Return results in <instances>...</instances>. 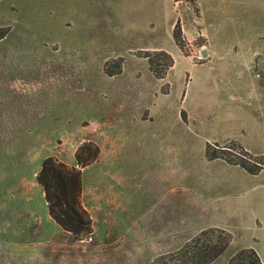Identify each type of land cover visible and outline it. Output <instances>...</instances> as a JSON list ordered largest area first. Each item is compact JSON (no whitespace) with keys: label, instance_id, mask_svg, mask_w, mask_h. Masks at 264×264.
<instances>
[{"label":"rangeland","instance_id":"obj_1","mask_svg":"<svg viewBox=\"0 0 264 264\" xmlns=\"http://www.w3.org/2000/svg\"><path fill=\"white\" fill-rule=\"evenodd\" d=\"M177 1L157 14L139 0L0 1V179L29 183L46 157L75 165L76 152L93 159L98 149L80 169L92 235L55 238L37 264H151L204 222L189 206L195 195L173 186L195 189L206 142L231 139L264 156V57H255L264 54V0ZM200 16L213 48L196 35L183 53L173 23L191 32ZM152 50L174 60L164 80L149 71ZM119 57L121 74L108 77ZM231 236L212 264L240 249Z\"/></svg>","mask_w":264,"mask_h":264},{"label":"crops","instance_id":"obj_2","mask_svg":"<svg viewBox=\"0 0 264 264\" xmlns=\"http://www.w3.org/2000/svg\"><path fill=\"white\" fill-rule=\"evenodd\" d=\"M179 4L180 1L177 0H139L137 6L143 12L153 11L157 14L164 8L170 6L175 8L180 6ZM181 5L186 4L181 2ZM200 18L201 16L196 19L198 24L196 30L192 29L191 32H188L183 26V34L189 43L195 40L196 35L206 37L208 45L212 47L209 38L200 25ZM208 53L211 56V53ZM212 54L213 57L214 51ZM259 56L264 57V54H255V57ZM173 67L170 69L171 71ZM169 74L170 72L167 73V78ZM169 94L165 95L168 96ZM184 98L185 95L181 108L186 117L185 120L182 117L180 120L188 127L191 119L182 107ZM248 98L245 101L247 102L246 107L250 110L252 117L260 123L257 116L252 112L251 98ZM152 121L147 120V122ZM230 140L206 142L204 145L205 161L202 170L198 172L195 189L181 190L180 187L175 188L173 186V192L177 193L179 191L180 194L185 191L195 195L194 204H189V206L192 205L193 209L199 208L204 215V222L198 226L197 231L208 228L226 230L233 236L238 237V248L255 250L261 263L264 264V179L262 178L264 169L257 175H251L242 168L229 165L223 160H207L205 157L207 143L222 144ZM68 166H76V163ZM39 170L40 167L34 172V181L29 183L21 181L15 186H9V179H0V264H15L16 262L22 264L21 261L24 264H37V255L44 257L45 246L57 237H64L67 233L49 215L43 189L35 180ZM189 197L190 195H186L177 198L190 200ZM126 198L125 202H129L132 207L131 201H127ZM114 202H116V199ZM195 213L196 211L188 213V217L189 219L192 218V221ZM180 216L178 210L176 217L179 223L181 222Z\"/></svg>","mask_w":264,"mask_h":264},{"label":"trees","instance_id":"obj_3","mask_svg":"<svg viewBox=\"0 0 264 264\" xmlns=\"http://www.w3.org/2000/svg\"><path fill=\"white\" fill-rule=\"evenodd\" d=\"M193 4L195 0H188ZM196 15H199L195 10ZM8 31L0 27V41L5 38ZM173 42L184 53L187 41L182 31L180 19L173 25L171 33ZM148 68L156 80H163L173 67L172 56L164 50L145 51ZM119 66L115 71H105L108 77L121 74L123 58H118ZM164 94H167L165 92ZM185 120L184 118H182ZM98 155L97 147H94ZM82 158L78 152L75 154L76 166L47 157L42 160L40 170L36 175L37 184L43 189L51 219L65 232L73 236L89 237L93 233L92 220L80 202L82 182L80 169L96 161ZM207 160L220 159L242 168L251 175H257L264 169V156L252 154L241 143L230 140L225 144L207 143L205 146ZM232 236L226 230L208 228L199 231L187 239L180 248L172 252L157 256L151 264H212L229 247ZM227 264H262L258 254L251 248L236 251Z\"/></svg>","mask_w":264,"mask_h":264}]
</instances>
